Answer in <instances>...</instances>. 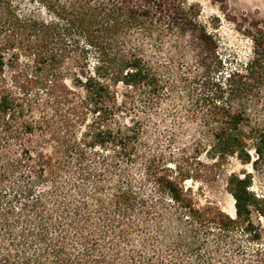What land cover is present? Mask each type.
Returning <instances> with one entry per match:
<instances>
[{"label": "trees", "instance_id": "trees-1", "mask_svg": "<svg viewBox=\"0 0 264 264\" xmlns=\"http://www.w3.org/2000/svg\"><path fill=\"white\" fill-rule=\"evenodd\" d=\"M198 14L185 0H0V264H264L249 172L226 178L232 214L183 186L232 156L264 170V34L226 69ZM166 96L184 104L161 132L120 120Z\"/></svg>", "mask_w": 264, "mask_h": 264}, {"label": "rangeland", "instance_id": "rangeland-1", "mask_svg": "<svg viewBox=\"0 0 264 264\" xmlns=\"http://www.w3.org/2000/svg\"><path fill=\"white\" fill-rule=\"evenodd\" d=\"M187 3L196 4L199 8L197 21L205 26V28L215 35L218 40L217 51L220 56L226 61V69L230 66L236 65L237 62H244L251 57L252 53V39L251 36L258 32L264 34V0H185ZM30 8L31 5L23 8ZM43 14V11H41ZM186 40L192 39L191 35L185 36ZM167 49L165 46L164 50ZM160 60L163 62L165 57L161 56ZM26 58H21V67H26L28 64ZM185 63L180 61L177 65L172 66L173 72L178 74L184 71ZM10 75V70L6 69V77ZM117 97L119 100L124 99V94L127 92L126 88L121 84L115 87ZM184 103L175 100L174 97L166 96L162 99L160 104L154 105L147 112L137 103L134 104L135 111H129L120 116V120L126 124H130L137 116L145 118L146 124L151 129V122L157 124V132H161L166 125L170 124V120L175 117ZM264 105V101L260 103ZM137 110V111H136ZM150 113V114H149ZM166 120L163 122L161 120ZM163 122V123H162ZM152 131V130H151ZM187 135H182L181 143L173 144L172 150L184 146ZM163 143V137H161ZM253 156V154H252ZM199 161L210 164V160L205 158L202 153L199 155ZM192 166H197L195 163ZM200 170H210L208 175H199L195 179H188L183 182L184 188H189L193 201L197 205H204L207 203L216 204L223 211L233 213V199L226 190V178L229 173L235 172L242 175V172H249L251 176L250 190L256 195L264 197V170L253 169L250 164H242L237 158L229 157L219 165H212L207 169V166H197ZM131 177L138 176L136 168L129 169ZM199 174H202L200 171ZM252 220L254 223H259L260 218L253 213ZM132 239L137 241L139 239L137 231L132 234ZM248 264H254L253 259L248 256Z\"/></svg>", "mask_w": 264, "mask_h": 264}]
</instances>
